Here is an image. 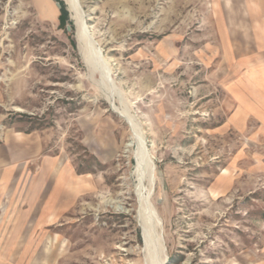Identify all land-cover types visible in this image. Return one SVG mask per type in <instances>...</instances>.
Instances as JSON below:
<instances>
[{
	"label": "rangeland",
	"instance_id": "1",
	"mask_svg": "<svg viewBox=\"0 0 264 264\" xmlns=\"http://www.w3.org/2000/svg\"><path fill=\"white\" fill-rule=\"evenodd\" d=\"M80 4L110 85L66 1L0 0V264H264V0ZM119 109L153 163L161 257L120 205Z\"/></svg>",
	"mask_w": 264,
	"mask_h": 264
},
{
	"label": "bare ground",
	"instance_id": "2",
	"mask_svg": "<svg viewBox=\"0 0 264 264\" xmlns=\"http://www.w3.org/2000/svg\"><path fill=\"white\" fill-rule=\"evenodd\" d=\"M64 1L67 2L68 9L71 12V18L77 27V38L80 44V49L84 48L88 51L87 56L85 57L86 62L95 70L98 69L102 72L104 80L108 81L110 85L109 72L107 70L108 67L102 58L96 41L93 39V34L85 19L80 0ZM118 112L125 118L126 121H128L133 133L135 134V143H133L136 147L134 157L135 170L134 174H131L135 176V179H137V184L134 189L128 187L126 190L127 196L123 199L124 202H120V205L123 206V209L129 206L131 209L130 211H136V217L139 222L138 224L142 230V235L146 243L145 249L148 250L150 254L152 251L161 257L164 255L161 218L155 211L151 199L153 186H155L153 163L148 156L144 138L138 132V128L133 120V117H131L126 110L119 109ZM130 146L131 144H128L126 147L128 148ZM129 201L130 203H128ZM124 205L127 206L125 207ZM165 257L166 255H164L163 259H161L162 257L160 258L161 260L159 259V264H162V262L165 261Z\"/></svg>",
	"mask_w": 264,
	"mask_h": 264
},
{
	"label": "water",
	"instance_id": "3",
	"mask_svg": "<svg viewBox=\"0 0 264 264\" xmlns=\"http://www.w3.org/2000/svg\"><path fill=\"white\" fill-rule=\"evenodd\" d=\"M58 7H60V3H57ZM67 30L70 31L71 30V27L70 26H67Z\"/></svg>",
	"mask_w": 264,
	"mask_h": 264
}]
</instances>
